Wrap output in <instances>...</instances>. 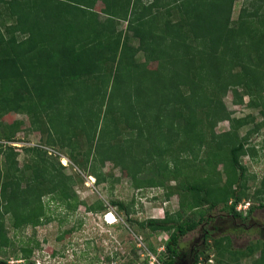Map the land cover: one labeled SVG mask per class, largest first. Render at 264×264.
Wrapping results in <instances>:
<instances>
[{
	"label": "trees",
	"instance_id": "obj_1",
	"mask_svg": "<svg viewBox=\"0 0 264 264\" xmlns=\"http://www.w3.org/2000/svg\"><path fill=\"white\" fill-rule=\"evenodd\" d=\"M238 1L0 0V137L5 140L0 143V264H14L3 249L12 244L5 216L16 231L39 223L43 197L59 194L69 204L75 178L40 145L23 147L27 160L20 166L19 152L8 142L16 141L25 122H5L11 112L27 114L29 129L47 134L45 145L65 149L84 170L110 160L137 178L148 166L166 170L172 161L179 179L181 162L187 161L183 152L193 155L192 162L215 161L211 170L204 168L206 175L169 186V196L175 190L182 195L175 213L141 218L132 204L113 201L133 234L144 239L169 234L161 264H179L181 237L201 226L210 209L221 205L234 218L250 217L256 206L251 203L247 214L237 206L251 195L242 157L257 154L250 139L264 129V0H244L234 18ZM122 19L127 26L120 29ZM229 91L236 103L248 95L261 120L253 113L233 116L224 101ZM222 121L230 129L218 133ZM205 147L207 157H201ZM169 153L178 157L168 160ZM93 173L102 180L97 169ZM253 196L264 208V177ZM187 208H201V215L188 216ZM213 245L208 251L214 247L223 264L254 256L253 244L240 252L229 235L215 238ZM33 251L22 247L21 264H36ZM261 252L252 264H264V248ZM202 255L195 248L189 264Z\"/></svg>",
	"mask_w": 264,
	"mask_h": 264
},
{
	"label": "rangeland",
	"instance_id": "obj_2",
	"mask_svg": "<svg viewBox=\"0 0 264 264\" xmlns=\"http://www.w3.org/2000/svg\"><path fill=\"white\" fill-rule=\"evenodd\" d=\"M243 3L244 0L236 3L234 18H237ZM100 5L97 10H100ZM100 15L105 18L104 14L100 13ZM126 26L125 20L119 21L120 29ZM132 43L137 45L138 40L134 39ZM143 59V53H139L137 60ZM249 100V96L244 94L243 102L236 103L232 91H229L224 98L233 116L242 117L253 113L256 120L260 121L261 115L258 109L250 107ZM16 119L24 120V127L17 134L16 141L8 143L16 146L20 166H23L27 160L23 147L40 145L49 150L52 155L51 160L57 167H59L57 160L60 158L59 162L64 167L59 168L75 178L74 187L69 192V204L59 194H47L43 197L45 214L40 218L39 223L27 225L16 231L11 225L10 216H5L8 236L12 240L9 247H3L7 250L6 258L14 264L23 263L25 256L22 247L24 246L34 249L30 257L36 261V264H161L166 256L164 242L169 234L161 232L149 239L133 234L125 216L113 204V201L121 199L132 204L136 214L141 218L164 217L166 210L175 213L180 209L182 195L175 190L169 196V186H179L182 181L192 182L195 178H200L203 172L206 175L208 170L203 171L204 168L211 170L215 161L209 165L202 160L192 162L189 160L193 155L183 152L187 161L181 162L182 169L178 171L181 174L179 179L173 173L176 171L172 161L166 170L148 166L137 178H134L129 170L117 166L110 160H105L103 164L98 163L95 166L89 163L85 165L87 169L84 170L67 156L65 149L57 147L53 149L45 145L47 134L30 130L31 120L27 114L11 112L3 118L5 122H12ZM252 126L251 123L243 127L240 134L245 135ZM229 129L228 121H222L216 127L218 133ZM1 142L4 143L5 140L0 137ZM250 143L255 144L257 154L254 157L250 153L246 154L242 160L248 167V182L251 185L248 192L251 195L243 197L239 206L244 208L247 205L248 207V201H251L252 205L256 206L255 209L247 219L234 218L233 214L223 209L221 205L210 209L206 216L207 219L201 226L181 237V249L186 254V256H181V260H188L190 263L191 251L198 248L204 255L214 254V264H223L224 262L219 261L221 255L214 247H210L208 251V246H214V239L225 235L232 238V248L239 249L241 252V249L244 250L248 245L253 244L255 246L253 255L261 256V250L264 248V208L260 206L261 201L254 198L253 192L264 177V129L259 133H254ZM81 146L83 151L89 148L85 142L81 143ZM169 154L168 160L178 157L176 154ZM200 156L207 157L206 147L201 150ZM0 158H2L1 155ZM96 169L100 173L102 179L100 181L93 173ZM222 169L223 163L221 162L217 165V170L221 172ZM151 177L154 178V183L150 182ZM186 203L188 204L187 200ZM93 206L99 207L94 210ZM203 208L208 207L203 206ZM201 210V208H187V215L199 217ZM108 212L114 213L117 219L114 224L106 222L105 214ZM108 216L110 218V215ZM204 227L206 228L203 229ZM206 232H209V236L204 239ZM221 244L224 246L226 242ZM227 254L225 258L230 260L228 256L231 253L227 251ZM253 258L241 260V264H252Z\"/></svg>",
	"mask_w": 264,
	"mask_h": 264
},
{
	"label": "clouds",
	"instance_id": "obj_3",
	"mask_svg": "<svg viewBox=\"0 0 264 264\" xmlns=\"http://www.w3.org/2000/svg\"><path fill=\"white\" fill-rule=\"evenodd\" d=\"M240 204H241V203H239L237 207H239ZM250 205H251V202H249V206H248L247 208H245V210H246V214H247V210L249 209ZM238 209H239V208H238ZM242 209H244V208L241 207V209H239V210H242ZM245 210H244V211H245ZM110 214L113 215V219H114V220L109 218L108 215H110ZM105 220H106V222L109 223V224H114V223L116 222L117 219H116L114 213H112V212H111V213L108 212V213L105 214ZM210 256H213V258H214V255H213V254H211ZM210 256H209V257H210ZM201 257H202V256H201Z\"/></svg>",
	"mask_w": 264,
	"mask_h": 264
},
{
	"label": "built area",
	"instance_id": "obj_4",
	"mask_svg": "<svg viewBox=\"0 0 264 264\" xmlns=\"http://www.w3.org/2000/svg\"><path fill=\"white\" fill-rule=\"evenodd\" d=\"M241 207L239 206L238 208L241 209ZM244 208H247V205L246 207L244 206ZM196 264H214V258L213 256H210L208 259H204L203 257H201L200 260Z\"/></svg>",
	"mask_w": 264,
	"mask_h": 264
},
{
	"label": "flooded vegetation",
	"instance_id": "obj_5",
	"mask_svg": "<svg viewBox=\"0 0 264 264\" xmlns=\"http://www.w3.org/2000/svg\"><path fill=\"white\" fill-rule=\"evenodd\" d=\"M264 228V227H263ZM205 239V238H204ZM193 252V250L191 251V253ZM182 255L186 256L185 253H183ZM179 264H189L188 260L187 261H183L181 260V257L179 258Z\"/></svg>",
	"mask_w": 264,
	"mask_h": 264
},
{
	"label": "bare ground",
	"instance_id": "obj_6",
	"mask_svg": "<svg viewBox=\"0 0 264 264\" xmlns=\"http://www.w3.org/2000/svg\"><path fill=\"white\" fill-rule=\"evenodd\" d=\"M110 218H112V215L110 214ZM113 219V218H112ZM114 220V219H113Z\"/></svg>",
	"mask_w": 264,
	"mask_h": 264
}]
</instances>
